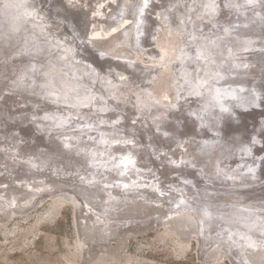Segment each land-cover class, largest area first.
Wrapping results in <instances>:
<instances>
[{
    "label": "bare ground",
    "instance_id": "obj_1",
    "mask_svg": "<svg viewBox=\"0 0 264 264\" xmlns=\"http://www.w3.org/2000/svg\"><path fill=\"white\" fill-rule=\"evenodd\" d=\"M18 1L20 0H9V1L0 0V15L1 14L3 15V18H0V41L5 39V42L3 44L5 46L4 48H2V50H0V59H3L4 60L3 64H5L6 67L10 68L11 67L10 64L14 62V61L11 62L10 60V57L12 56V55L9 56L11 53L10 51L16 50L18 48L27 49L28 53L24 54L23 58H21L20 56V60L22 61L21 65L23 66V68L21 69L22 71L21 70L19 71V74L28 67V69L26 70L27 71L26 74L31 75L33 78L27 79L26 78L27 76L24 73L23 76L19 78L18 82H16L15 80L6 81V79H4L5 76L4 73L7 71L8 68L6 69L0 65L1 66L0 87L2 84H6L7 86H9V89L11 91L14 90L12 92L17 94L22 93L20 94L22 95L20 99H16L18 101L20 100L21 104L22 101H25L24 100L26 97L25 95H28V93H32L33 95L36 94V96L39 95L45 96L47 99L44 97L41 99L53 103L54 109L51 112H48L50 114L53 113L54 115H58V113L62 112L60 109L61 107L63 108L65 107L66 109L68 108L76 109L75 108L76 106L83 107L87 105V107L91 110L102 109V108L103 109L115 108L117 105H115V103L110 101L112 97H116L117 99L129 98L130 100L136 103L135 106L136 113H144L143 116L149 119V121H151L150 123L159 129V127L161 125L163 126L165 122L160 121L161 123L157 124L156 122H154V120L156 119L155 117L167 118L168 110L166 108H162V107L160 108L158 106V103H155L153 100H149V101L142 100L141 98H143V96L147 98H153L150 95H155L157 96V99H159V101H161L162 104H164L165 107L171 105L175 101L178 95V90H180L179 88L182 85L185 84L189 85V86L181 87V88H186L184 90L187 89L190 90L191 89L190 87L193 86L191 90L195 92V91H199L196 90V88L200 89L201 88L200 85L208 81L210 76L221 75L223 77L224 75V78L225 76H227L234 79L233 73L236 72V70H234L235 67H239L240 72L246 67L247 64L253 62L262 64L264 67V58L260 56L261 53L259 50L254 49V47H256V44L254 46L251 44L249 40L250 34L248 32H242L241 34L242 37L239 38V41H241L244 44V47H242L240 44H237L236 46L237 43L236 39L234 38L229 39V42H233V41L236 42L234 43L235 44L234 47L236 48V50L233 55H229V56L226 55V52L228 51L227 48H229L230 46L228 45V43H225V39H224L226 26L229 25L248 26L247 23L248 13H250V15L252 16L251 18L252 23H250V25L252 26L255 25L258 29H260V32L264 34V0H231L228 3L229 7L227 6L229 10L225 12L226 15H224L223 18H222V13H224V9H222L223 7L221 8L222 0H214L216 2L214 8L217 10L216 12L218 14L216 18L217 19L221 18V19L219 26L214 28L216 30V33L210 36L208 34H203L200 31H198L196 28V24L194 25V22L189 23L192 16L189 13L191 11L190 10L191 7L190 9L188 8L190 11L189 10L187 11L186 9L187 7H185L181 2H178V0H165L168 4L167 6L162 4L160 6L161 10H156L152 8L153 7L152 0H125L124 7L122 10H119V7L116 6L117 11L111 10V8L114 7L113 5L116 0H48L49 5H53L54 10L51 11H49L48 7H45V5H43L44 0H32V1L30 0V4L26 7L25 15L22 14L23 16H21V19L22 17L23 19L26 17L24 21V23H26L25 24L26 29L16 30L17 29L16 26L19 24V20H20L19 19L20 15L17 13V9H19L20 6ZM194 1L192 0L191 3L189 4L192 5V2ZM197 1L199 2L200 0ZM203 1L199 2L200 5L201 3H203L201 6L205 5V2ZM211 1L213 2V0ZM208 4L209 5L207 7L210 8V3L208 2ZM242 7L246 8V11L244 12V16L240 12L243 10ZM204 9L206 11V8ZM197 10H199V13L201 12L200 9L197 8ZM208 11L209 13L211 12L210 10ZM144 12L146 14H148V12L154 13L155 15L154 19L156 20V23H154L155 25L154 27L151 26L153 30L159 22L164 21V18L166 20L168 19L167 21H169L168 23L164 22L162 24L163 26L159 28V32H158L159 41L157 43L156 55L150 54V52L143 45V30L145 29H147L148 31L152 30L150 27L147 28L146 26L147 21L143 17ZM202 13L204 15V10L202 11ZM227 13H229V15L233 13V17L228 19ZM197 14L198 12L195 14V16ZM214 17L215 16H213V19ZM210 18L211 17L209 16L208 19L210 20ZM208 19L207 20L205 19L207 23H208ZM170 20L171 22H173V24L170 22ZM66 22L71 26L70 30L62 27L63 24ZM201 23H203V21H201ZM171 28H174L173 31L175 32V35H177L178 40H181L182 50L184 49V47H186L188 52L186 57L181 59L182 66L180 67L179 71L175 74L174 78L171 77L172 73L168 69L170 61H172L175 57L174 46L169 45L168 42H164V38L166 36L165 31L171 30ZM30 37H32V39ZM25 40H29V41L25 42ZM43 40L48 41L49 43H45ZM85 40L88 41L85 42ZM87 43L89 44V46L96 48L97 50L96 53L101 59L100 60L101 64L96 63V59H94V57L90 56L87 53L85 49V45ZM221 49L224 50L225 57L226 56L228 57V61H226L225 63L221 62L222 56H219L218 51H220ZM106 55L110 57V60L112 62L113 61H116L118 63L129 62L136 64L140 68L143 67L152 68L153 71L154 69L158 70L161 67L162 71L159 70V72H155V73L151 71V73L149 72L148 74L146 72H140L135 70L137 67H134L135 69H133L131 66H127L130 67L129 70L126 69L125 67H120L119 69L118 67L113 66L112 63H110V61L105 60V57H107ZM17 60H15V62ZM40 63L42 64L41 67L39 65ZM12 66L15 65L13 64ZM193 70L195 71L194 73L196 75L195 78H193L194 76L191 74L192 72H194ZM197 70L198 73H200V75H198ZM134 72L138 74V77L137 75H134ZM13 73L15 72L13 71ZM219 73H222L223 75ZM241 74H242V78H244L245 80L242 79L244 81H238V80L237 81L243 84L244 86L235 85L237 88L233 90V94H232L234 97L243 95L242 98H240L239 104H237L231 99L230 100L225 99L228 96L227 95L228 88L224 85L225 80L223 82L212 81L210 86H207V89L211 90L210 95L213 97L210 98V101L214 103L213 105H215L217 109L223 111L222 107H219L218 103L216 102L218 95V88L221 89V91L219 90L220 91L219 96L221 99H225V103L228 105L226 106L225 116L231 117V119L232 116H234V119L235 118L238 119L242 123V125H244L245 127L244 129L246 131L247 120L249 117L251 116L253 117L254 114L251 113V111L249 112V110L255 112L257 111L254 117L259 116V118L262 120V123H264V74L260 75V73H258L257 77L259 78L257 79V82L254 85V87L248 85L247 79L248 77L251 79L255 73L248 72V74L246 73H241ZM11 75L8 74L7 76H11ZM141 75H143L144 81H146L145 79L147 78L151 80L152 79L160 80L162 86L155 89L156 87H152L151 86L152 83H149L150 85L146 87L145 85L146 83L142 80H139ZM37 77L39 78L40 81L46 83L45 86L47 92L43 90V87L41 85H38L39 81L34 79ZM89 77L92 79L91 81L87 80L90 79ZM198 77L201 78V81L198 79ZM101 78L105 79V81L103 82ZM236 78L238 79L237 76ZM115 79L117 80L116 83H115ZM194 83L197 84L194 85ZM101 84L103 86L105 85V87H103L104 88L103 93L97 92L99 91L97 90V85L99 86V89H101L102 87ZM140 85L144 86L145 88L144 92H140V88H139L141 87ZM14 86H16V89L14 88ZM249 86L251 89L249 88ZM244 88H247V92H243L241 94V91ZM154 91L156 94L152 93ZM202 93L205 95V97L206 95H209L206 94L205 90H202ZM10 95L13 94L11 93ZM103 97H108L109 99H104ZM42 100L38 99V101L41 102ZM4 102L7 101L0 100V104H1L0 105V163L4 165L3 167L0 166V170H2V173L0 175V185L5 184L6 187L4 189H0V195H4L5 198H7V202L9 204L7 203L4 207L1 205L2 206L1 208H4L1 210V212L3 210L9 211L12 205L11 203H13L16 199L19 198L25 200L23 204L27 202L30 203L29 201L31 200V196L34 195V192H30L26 188L32 183V181L36 180L37 178L44 179V175L42 174H45V172L40 173L35 170L27 171L19 163H15L14 162L15 159L11 157L12 154H9L8 151L6 150L7 147L9 148L11 139L15 138L16 133L14 131L15 130L14 126L15 125L18 126V124L22 122L31 120V122H33L34 124V129L40 131L41 130L53 131V133L56 135L57 134L56 130H62L65 128L57 126L55 125V123L62 122L61 124L67 127L66 123L71 122L70 117L66 118L64 116H58V117L56 116L53 119L54 123L49 119L45 118L44 122L40 126L38 123L39 119L41 118L40 116L46 114L45 112L41 111L42 113L39 114V112L37 111L35 112L32 110L30 111L28 108H26L29 110V113L25 114L26 111H24L25 113L23 112H20L18 114L13 113L14 115H12L9 111V108H7L4 105ZM33 104L35 105V103ZM38 104L40 105V103ZM152 104L155 105L151 107ZM185 105L188 107L187 104ZM17 106L19 105L17 104ZM190 106L195 107L197 114L203 117L201 118V120H203L202 121L203 124H206L208 125V127H210L209 125L212 124L211 121L214 120L212 117H210L211 120H209L205 114L204 116L203 114L201 115L200 104L194 101ZM153 108L157 110V112H155L156 113L155 117L153 116L154 114L151 113L153 111ZM150 109L151 111H149ZM43 110H44V106H43ZM19 111L21 110L19 109ZM182 113L183 112L181 111L177 112L178 119L181 118L180 114ZM87 114H90L92 117L91 113H87ZM209 115L211 114L209 113ZM197 117L200 118L199 116ZM223 120L226 121V118H223ZM224 127H222V130H224L223 129ZM170 130L171 129H169V131ZM172 130L176 132L177 129L174 128ZM204 130L207 132L203 133L204 135H200L199 138L200 137L209 138V136H212L211 134L214 135L219 134L218 129H214L212 127L210 129H204ZM64 133L68 134V131ZM222 133L223 135L226 136V138L227 136L230 138L234 137L239 141L242 140V142H246L248 147L251 146L250 137L248 138V141L246 140L243 141L244 139H246L245 137L246 135L244 136V134L242 135L241 133H239L237 135H233L232 133L228 135L226 132L223 131ZM180 134H182V138H183L180 142L184 144H186L188 140L191 139L190 136H185V134H183L182 132H180ZM58 137L59 138H55V140L63 139L62 141L60 140L59 141L64 144L66 142V144L69 145L68 149L64 148L62 150H57L59 154L61 155L66 154L65 151L67 150L76 153L75 154L76 160L73 162L74 168H72V169L76 168V170H71V174L75 171L77 175L81 174L79 176L81 178L83 177L82 178L83 180L93 184L91 186L92 188H90L89 186L86 191L81 190V193L79 192L80 196H84L89 203L96 205V207L98 208L104 207L103 210L106 213L107 218H110L112 220L110 225L103 226L104 229L106 228L105 231L103 230L105 236L109 235L113 230V228H115L114 226L117 223L115 221L117 220L125 221L131 218L134 219V217L148 215L149 212L150 213L155 212V209L153 208H156L158 212L160 211H162V213L165 212V209L163 207L161 208L159 204L160 201H153L152 199H146L145 197L140 196V194H136V196L138 195L137 197L131 196L134 195L130 189L132 185L135 186L136 184H140V185L157 186L159 180L156 171H145L144 173L142 172L138 173L137 171L130 170L128 164L126 163L125 165L124 164L118 165L117 164L118 158H116V156L113 157V154H115L113 151L121 150V152H123L122 150L125 147H123L121 144L119 143L116 144L113 143L114 145L110 144L111 146H113L110 149L112 152H109L108 154L106 153L105 156L101 157L103 158V161L101 164L98 162L100 164L98 170H94L95 173L91 171V174L85 175L84 169L82 170V167H84L83 165H86L84 164V162H86V160H89L91 162L90 159L91 154L93 155V157L96 156V158L94 157L95 159L100 158L101 153L98 151L104 149L105 142H101L98 139L94 138L95 141H93V143H90L91 140L88 141V138H92L93 136H90L89 134H85L83 136L80 135L79 138H76L74 140L72 137L66 134L59 135ZM178 137L179 136H176V138ZM228 141L229 138L226 139L225 142L229 143ZM231 144L234 145L233 143H229V146ZM224 146L227 147V145ZM232 147L233 146H231V148ZM20 148L22 149V152L18 156L25 155V157H27L29 154H31L33 147L32 145L24 144L21 145ZM154 148L156 149V147ZM233 150H234L233 152L235 153L234 154L231 153V154L237 156V158L239 159L228 160V158H230V156L232 155L227 152L226 156L228 158L224 162L225 167L228 166L230 162L236 163V161L238 160L239 162H241L240 161L241 157H245L246 155V154L245 155L236 154V153H245L243 152L245 151L244 147L233 148ZM247 153H248V157L252 155L250 154V152ZM260 153H258L257 151L254 152L253 155L261 156ZM116 154H118V152ZM126 158L128 159V156ZM130 158L132 159V157ZM227 161L230 162L226 165L225 163ZM239 162H237L236 164H232L231 168L232 169L235 168V165H237ZM47 165H49V167ZM53 165H54V160L49 159V160H45L44 162H41L39 166H41V168L44 170L46 166L49 169ZM52 169L55 171V168L53 167L50 168V170ZM77 169H80L81 172L80 171L77 172ZM178 169L179 168H177L175 172H178ZM23 171L24 173H26L25 175L21 174L23 173ZM181 172H178L180 176L182 178L188 179V177L184 176ZM208 175H211V173H209ZM160 176H161V172H160ZM19 177H23L22 180L24 183L21 186L18 185L8 186L7 182L9 181L15 182ZM161 177L163 178L164 174ZM215 177H216L215 175L213 176V178H210V176L205 177L204 175H202L200 178H202L203 181H205V183L204 186H199L197 191L199 193L208 194L210 192H215L217 190L214 189L211 184H216V186H220L219 184H223V185H227L226 187L232 185L228 183L224 184L220 180H216L215 183H213L212 179H214ZM249 178L250 177L248 178L244 177L243 178L244 180L236 181V182H245L248 181ZM190 179L193 180V178ZM195 180L198 181V179ZM206 181L210 184L206 183ZM105 182L106 183L116 182L119 183V185L121 186L119 189L117 187L116 188L113 187L117 197L116 200H114L108 207L103 205V201L107 198V195L109 194L111 189H109L110 186L109 184L106 185L108 189L102 187V185ZM232 183L233 185L237 184L234 183V181ZM53 185L56 186V184L54 183ZM65 185H68V183H66ZM111 187L112 185L110 186V188ZM25 191L27 192L26 193L27 195L23 197ZM93 192L96 193L94 194ZM59 194L65 197L63 193H59ZM69 195L70 197L74 198V196L71 194H66L65 198L68 199ZM249 196L250 195L248 194V197ZM233 197L235 199H239L243 201L246 200L244 194H239V195L236 194L233 195ZM184 199L187 201L188 204H190L193 207L192 211L193 212L195 211L198 214L196 215L195 213L191 212L194 214V216L197 217L198 221L202 220V218H204L207 221L206 229L204 228V224L202 223V229H203L202 240L203 239L204 240H203V247L202 249L200 248L199 250L200 255L202 256L203 254L202 251L203 252L206 251L205 255L200 257L202 260L209 257H215V258H222L226 256L230 257V253H232L235 254V256L239 259L240 264H264V227L254 226L255 222L251 220L252 218L251 216L249 215L244 216V218L248 217L246 218L248 219V221L242 219L243 222L241 221L240 225L237 226V228L234 229L231 228L227 230L222 229L223 231H219L215 228L214 223L211 221L210 212L206 211L208 207H206L205 205L199 202H195L191 199H189L191 200L189 201L187 197H184ZM173 201H174L173 202L174 205L183 207L184 203H182V201L179 198ZM258 201L264 204V196L263 198L260 197ZM157 202L159 203L157 204ZM161 203L163 205V202ZM75 204H77L76 207L79 209L78 203ZM165 204L166 203H164V207ZM168 204L169 203H167V205ZM8 205H10V207H8ZM231 214H234V212ZM171 215H173V213ZM236 215L241 216L240 213H236ZM194 216L179 212L178 214L171 216L170 219H168V221L165 222V225H170L169 226L170 229L175 231L181 237L182 240H185L189 237L190 234L194 232L196 233L197 226H200V223L199 224L197 223ZM228 217L224 216L225 220L227 221V226L229 225L233 226L234 221ZM85 219H87L86 222L88 227L87 229L84 230L87 233L93 232L94 231L93 227L94 226L97 227L96 217L90 219L89 216L86 215L84 217V220ZM78 221L80 220L77 219V222ZM80 223L82 224L81 221ZM112 224L114 226H112ZM99 227L100 226H98V228ZM216 232L222 234L224 233L225 238H223V235H221L220 237L223 238L222 241L220 238H219L220 240L216 239V237L218 238V236H216ZM121 236L122 234L119 237ZM116 238H118V236H115V239ZM227 239L229 240V242L226 241ZM103 259H105V257L99 259V261Z\"/></svg>",
    "mask_w": 264,
    "mask_h": 264
},
{
    "label": "rangeland",
    "instance_id": "obj_2",
    "mask_svg": "<svg viewBox=\"0 0 264 264\" xmlns=\"http://www.w3.org/2000/svg\"><path fill=\"white\" fill-rule=\"evenodd\" d=\"M154 1L155 0H152V4H154ZM191 1L192 0H178V2H181L185 7H187L186 8L187 11L191 7L190 9L191 11L189 10L190 11L189 13L192 16H191V20L189 21V23L194 22V25L196 24L197 30L203 34H208L209 36L215 34L216 30L214 28L219 26L220 19H221V18L220 19L216 18L218 15L216 12L217 10L214 8V6L216 5V2L214 0L213 2L211 0H206V1L200 0L199 2H202V1L205 2V5L201 6L203 3H201L200 5L197 0L195 1L193 0L194 2H192V5H191L189 4L191 3ZM230 1L231 0H225L226 4L222 8L224 9V13H222V18L224 15H226L225 12L229 10L228 3ZM208 2L210 3V8L207 7L209 5ZM43 4L46 7L49 6V3L47 2V0H44ZM197 8L200 9L201 11L200 13H199V10H197ZM204 8H206V11ZM242 8L243 10L240 12L244 16V12L246 11V8L245 7H242ZM153 9L161 10V7H158L157 5L156 6L153 5ZM203 10H204L205 16L202 13ZM208 10L211 11L210 12L211 14L209 13ZM197 12L198 14L195 16ZM227 14H228V19L233 17V13H231L230 15L229 13ZM147 15L148 14H146L145 12L143 13V17L146 19V21L150 22L149 26H152L153 18L151 22L149 21V18L147 19ZM198 16L200 20L198 19ZM209 16L211 17L210 20L208 19ZM213 16H215L214 19H213ZM251 18L252 16L250 15V13H248V20H247L248 26L229 25L225 27V31H226L225 37H224L225 43H228V45L230 46L229 48H227L228 49V51L226 52L227 56L233 55L235 53L236 48L234 47L235 46L234 43L237 42L236 46L237 44H240L242 47H244V44L241 41H239V38L242 37L241 36L242 32H248L250 34L249 40L251 44L253 46L256 44V47H254V49L259 50L261 53L260 56L264 58V34L261 33L260 29H258L255 25L253 26L250 25V23H252ZM205 19L206 20L208 19V23ZM167 20L164 18V21L159 22L154 28V30L153 29L151 31H148L147 29L143 30V45L152 55L157 54V43L159 41L158 40L159 28L163 26L162 24L164 22L168 23L169 21ZM201 21H203V23H201ZM171 23L173 24V22ZM173 29L174 28H171V30H166L165 31L166 36L164 38V42H168L169 45L174 46V54H175L174 56L175 57L172 61H170L169 66L167 65L169 71L172 73L171 75L172 78L175 77V74L179 71L180 67L182 66L181 59L186 57V55L188 54L186 47H184V49L182 50L181 40H178L177 35H175V32L173 31ZM148 36L153 37L154 41L151 44L154 45V48H152L151 45L147 47L146 43H144V39ZM230 38L236 39V42L235 41L229 42ZM45 40H43L45 43H49L48 41H45ZM27 51L28 50L25 48L23 49L18 48L16 50L10 51L11 53L9 56L12 55L10 57L11 62L12 61L15 62V60H17L18 58L17 60L18 62L17 61L15 63L10 62L11 63L10 68L6 67V65L3 64L4 63L3 59H0V65L6 69L8 68L7 71L4 73L5 74L4 79H6V81L15 80L16 82H18L19 78L22 77L24 73L26 74L27 72L26 70L28 69V67L25 70H23V72H21L20 74H19V71L23 68V66L21 65L22 61L20 60V56L21 58H23L24 57L23 55L28 53ZM218 52H219V56H222V59H221L222 63H225L226 61H228V57L227 56L225 57V52L223 49H221ZM13 64L15 66H12ZM120 64L131 66L133 69H135L134 67H137L135 70L140 71V72H146L148 74L149 72L151 73V71H153L152 68H146V67L140 68L136 64L129 63V62H121ZM39 65L41 67L42 64L40 63ZM39 65H38V68H39ZM261 65L262 64H259L256 62L249 63L241 71V73H246V74H248L249 71L255 73L251 79L248 77L247 79L248 85L254 87V85L257 82V79L259 78L257 77L258 73H260V75L264 74V67L263 65L261 67ZM159 70L162 71V68L160 67L158 70L154 69L153 72L154 73L159 72ZM13 71L16 74L13 73ZM130 73H133V72H130ZM194 73L195 71L191 73L194 76L193 78L196 77ZM197 73H198V70H197ZM8 74L9 75L12 74V75L7 76ZM219 74H222V73H219ZM198 75H200V73H198ZM233 75L236 77L237 74L233 73ZM26 76H27L26 77L27 79L33 78L29 74H26ZM235 77L234 79H232L227 76H225L224 78V75L223 77L221 75L210 76L208 81L200 85L201 86L200 89L194 86L196 90H199L195 92L191 90L193 86L190 87L191 88L190 90L188 89L184 90L186 88H181V87H185L189 85L187 84L182 85L179 88L180 90H178V95L175 101L171 105L165 106V107H164V104H162V102L159 101V99H157V96L155 95H150L153 98H147L143 96V98L141 99L145 101L153 100L155 103H158V106L160 108L161 107L166 108L168 111L173 112L174 118L170 119L169 120L170 122L168 123L176 122L179 125L180 119H178L177 117L178 111L183 112L184 110H186L190 113V117H193V116L200 117V115H198L196 112V108L190 106L194 101L200 104L201 113H204L203 110L205 111V109L210 107V106H207L205 102L202 101V97H205V95L202 93V90H205L206 94H210L211 90L207 89V86H210L212 81L223 82V79H224L226 83V84L224 83V85L228 88L227 90L228 96L225 99H229V100L231 99L237 104H239L240 98H242L243 95L234 97L232 95L233 90L237 88L235 85H239V86H244V85L239 83L237 81V78ZM140 78L139 80L144 81L143 75H141ZM34 79L39 81L38 85H41L43 87V90L47 92L46 86H45L46 83L40 81L38 77ZM198 79L201 81V78L198 77ZM87 80L91 81L92 79L90 78ZM101 80H103V82L105 81V79H102V78ZM145 80L146 81L144 82L146 83L145 84L146 87L150 85L149 83H152L151 86L156 87L155 89L162 86L160 80H154V79L151 80L148 78ZM116 81L117 80L115 79V83ZM196 84L197 83H194V85ZM14 88L16 89V86H14ZM139 88H140V92H144L145 90L144 86H141ZM219 90L221 91V89L218 88V95H217L216 102L218 103L219 107H222L223 111L219 113L216 107H214L215 108L214 110H212L213 109L212 107L209 108L210 110L209 113L211 114V117L213 118L214 122L219 123L222 121L221 126H218L219 134H215V135H217L218 137L217 139H221V143L223 145H227V147H229V143H233L235 146L232 144L230 145V147L233 146L232 151H234L233 148H243L244 147L248 149L246 142H242V140L239 141L234 137L230 138L227 136L226 138V136L223 135L222 133L223 131V132H226L228 135L232 133L233 135H237L239 134L238 131L244 128V125H242V123L238 119L236 118L234 119V116H232V119L231 117L225 116L226 106L228 105L225 103V99L220 98ZM12 91L9 89V86H7L6 84H2L0 87V95H1L0 100L7 101V102H4V105L7 108H9V111L12 115H14L15 113L18 114L20 112L25 113L24 111H26L25 114H27L29 113V110L30 111L32 110L34 112L37 111L39 112V114H41L42 113L41 111H43L46 114H43L40 116L41 118L39 119V122H38L40 126L44 122L45 118L49 119L50 121L54 123L53 119L56 116L57 117L64 116L66 118L70 117L71 122L66 123L67 127L61 124L62 122L55 123V125L65 128L62 130H56L57 132L56 135L53 133V131H42V130L40 131V130L34 129V124L33 122H31V120L22 122L18 124V126L16 125L14 126L15 127L14 131L16 133V135L14 134L15 138L11 139L9 148L7 147L6 149L9 154H12L11 157L15 159L14 162L19 163L27 171L35 170L37 172H45V174L50 175L51 177L44 176V179L37 178L36 180L32 181V183L26 188L28 191L34 192V195L31 196L32 201L36 196L37 197L39 196L38 198L34 199L33 203L30 200L29 201L30 203L27 202L23 204L25 200H22L19 198V199H16L13 203H11L12 205L10 204L11 207L10 205H8V207H10L9 211L3 210L1 212V210L4 209L1 207L2 206L4 207L8 202H7V198H5L4 195H0V200H2L0 201V264H238L237 262H235V260H233L229 256L222 257V258L209 257L204 260L200 258L203 255L202 256L200 255L199 250L200 248L202 249L203 240H204V239L202 240V236H203L202 220H199V221L197 220V217L194 216L193 213H195L196 215L198 214L195 211L194 212L192 211L193 207L187 203L184 197H187L188 200L191 199L195 202H199L205 205L206 207H208L209 209L207 208L206 211L210 212L211 221L214 223L215 228L219 231H223L222 229L227 230L231 228L232 229L237 228V226L240 225V222L242 221V219H245L248 221V219H246L248 217L244 218V216H248V215L251 216L252 217L251 220L255 222L254 226L264 227V204L258 201L260 197L263 198L264 196V177H263L264 171H259L258 177L255 176L254 174L252 175L247 174L249 171L248 169H253V170L256 169V164L261 160V156L252 155L255 157V160L250 161L249 162L250 166L248 167V163L247 164L245 163V166H242L245 161V157H248V153H247L248 151H246L245 149L246 153H236L237 155H240V154L241 155L246 154V155L245 157H241L240 159L241 162H239V160L236 161V163L237 162L239 163L235 165V168L233 169L231 168L232 167L231 165L236 164V163L230 162V161H227L225 163L227 165L230 162L228 164V167H230L229 171H231V173L228 174V169H226L224 166V162L228 158L226 156L227 152H223V154L219 155L216 159L217 161L216 165L217 166L219 165V167L217 168H220L221 170L223 169L222 170L223 176H227L228 178L230 177L236 180L220 179V181H222L224 184L228 183L232 185H229L228 187H226L227 185H223V184H219L220 186H216V184H211L214 189H217L215 192H210L208 194L199 193L197 191L198 187L204 186L205 181L204 182H199L196 180L193 181L189 177L188 179L182 178L180 174L178 173V172H181L182 170L178 169V172H175V170H177L175 166H168V167H172L173 169L170 168V170L172 171H168L167 174H164V177L162 178L161 177L162 174L160 176V171H162L164 166L162 165V163H160L159 159L154 158L156 159V162L158 164L156 162H153L151 159H153V157L160 158V155L161 156L163 155V157L167 158L168 161L169 160L179 161L181 157L180 155L182 154L178 152L183 151V148L187 145V143L191 144L193 141L196 140L197 136L199 137L200 135H204L203 133L207 131L205 130L201 131V129L198 127V130H196L191 137V139L193 140L189 139L188 142L184 144L180 142L183 139L182 134H180V132H182L181 129L184 130L185 128H181L180 130L178 129L179 127L176 128L177 129L176 132L178 133L174 132V130L172 129L169 131L168 129L169 125L167 122H165L163 126L161 125L159 129L156 128V126H153L150 123L151 121H149V119L143 116L144 113H136V109H135L136 103L130 100L129 98L117 99L116 97H112L110 101L115 103V105H117L115 108H104V109L102 108V109L91 110L87 107V105L83 107L76 106L75 107L76 109H72V108L66 109L65 107L64 108L61 107L60 109L64 113L61 112V113H58V115H54L53 113L51 114L48 113L54 109L53 103L46 101V100L44 101L41 99L43 97L46 98L45 96L43 95L36 96V94L33 95L32 93H28V95L23 94L26 97L24 99L25 101H22V104H21L20 100L18 101L16 99H20V97L22 96L20 94L22 93L17 94ZM243 92H247V88H244L241 91V94ZM11 93L13 95H10ZM152 93L156 94L155 91ZM103 98L109 99L108 97H103ZM38 99L42 100V102L38 101ZM12 102L14 106L12 105ZM32 102L35 103V105ZM38 103H40V105ZM17 104L19 106H17ZM185 104H187L188 107ZM43 106H44V110H43ZM26 108H28L29 110ZM19 109L21 111H19ZM45 109L47 112L45 111ZM149 111H151V109ZM250 111L251 113H254V114H253V117L251 116L247 120L246 132L248 135L246 136L244 135L246 139H244L243 141L245 140L248 141L249 137L252 138V136H255V142L259 143V142L264 141V123H262V120L259 118V116L254 117L257 111L255 112V111L249 110V112ZM155 112H157V110H155L154 113L152 112L151 113L156 114ZM87 113H91L92 117L90 114H87ZM124 116H126L127 119L121 120L122 119L121 117H124ZM223 118H226L225 122H223L224 121ZM239 123L241 124V126ZM149 126H151L152 131L151 130L149 131L147 129V127ZM222 127H224L223 128L224 130H222ZM139 128L144 129L143 131L146 133L145 139L140 138V135L137 133V130H139ZM67 131H68V134L64 133ZM157 133L163 135L167 139H173L175 143L170 144V147L167 145H163L158 148L157 140L153 139L157 135ZM64 134L69 135L70 137L73 138V140L76 138H79L80 135L83 136L85 134H89L90 136H93L92 138H88V141L91 140L90 143H93L95 139H98L101 142H105L104 149H102L101 151H98L101 153L100 158L95 159L96 156H94L95 157L94 158L93 155L91 154L90 155L91 162L89 160H86V162H84V164L86 165H83L84 167L79 166V167H82V170L84 169L85 175L91 174V171L95 173L94 170H98L99 165L103 161V158L101 157L105 156L106 153L108 154L109 152H112L110 149L113 146H111L110 144L119 143L123 147H125L122 150L123 152L125 151L124 153L121 152V150L113 151L115 153L113 154V157L116 156V158H118L117 159L118 165H123V164L125 165L126 163L128 164L130 170L137 171L138 173L139 172L144 173L145 171H156V174L159 180L157 186L140 185V184H136L135 186L132 185L130 189L134 195H131V196L137 197L138 195L136 196V194H140V196H143L146 199H152L153 201H160V203L157 202V204L159 203L161 208L163 207L165 209V212L159 215H153L152 217L148 218L149 220L147 219L148 221L142 220L143 218H140L139 220H137L138 219L137 217H134V219L133 218L129 219L130 221L129 220L115 221L118 224L116 223L114 227L117 228L118 231L122 232L121 233L122 236L121 237L118 236V238H116L118 240H116L115 238L110 239L109 241L106 242V246L99 247V249H97L94 253H90L89 252L90 247L86 244L81 243L80 241L77 219H79L82 222L83 229H87L88 227L87 222H86L87 219L84 220V217L86 215H88L90 219L93 217H96L97 227L100 225L108 226L110 225L112 220L110 218H107L106 213L103 210L104 207L98 208L96 207V205L89 203L87 199H85L84 196H81V198H79L77 195L75 196L73 195L74 198L72 199L74 200V202L76 201L78 203L79 205V209H78L75 204L76 202L74 203L73 201H68L67 198L59 194L62 191L59 190L58 187L54 186L52 181L50 182L47 181L50 178V179L55 180L56 182L59 181L58 182L59 184L68 183L69 185L70 183L71 186L69 187L67 186V191L72 192V194H75L74 191H76V184H78L77 191H79L80 193H81V190L86 191L89 186L90 188H92L91 186L93 184L83 180L82 179L83 177L81 178L79 176L81 174L77 175L75 171L71 174V170H76V168L72 169L74 168L73 162L76 160V155H75L76 153L67 150L65 151L66 154L61 155L57 152V150H62L64 148L68 149L69 147V145L66 144V142H65L66 145L60 142L63 139L62 140L59 139L60 141L58 139L55 140V138H59L58 137L59 135H64ZM183 134L185 133L183 132ZM176 136H179V137L176 138ZM211 137L209 136V138H206V137H200V138L207 141ZM228 138H229V141H228L229 143H226L225 141ZM215 139L216 138H214V140ZM36 140L40 141V143H37ZM211 140L212 138L210 139V141ZM216 141L217 140H215V143H218ZM153 142H154V147H156V149L152 146ZM24 144L32 145L33 147L32 152L27 157H25V155L18 156L22 152V149L20 147L21 145H24ZM230 150H228L229 154H231ZM256 150L258 151V153H260L262 148L260 150L256 148ZM117 152L118 154H116ZM52 153H56L55 154L56 156L53 155ZM234 153L235 152H232V154ZM124 156L126 157L128 156V159ZM140 156L141 158H139ZM130 157H132V159ZM234 157L237 158V156L232 155L230 156V158H228V160H231V158H234ZM49 159L54 160V165L51 166L50 168L52 167L55 168V171L53 169L50 170V168L48 169L47 166L49 167V165H47L44 170L41 168V166H39L41 162H44L45 160H49ZM125 159L128 161H126ZM136 159H137V162H136ZM93 160L95 163L93 162ZM183 165H185V167L188 166V164H183ZM0 166L3 167L4 165L0 163ZM202 169H207V168H202ZM210 169L211 170H208V173L213 172V169L212 168ZM78 171L81 172L80 169H77V172ZM204 171L202 172V175H205ZM1 173H2V170H0V175ZM175 175H178L179 181H177ZM244 177H247V178L250 177V178L248 181H245V182H236V181L244 180L243 179ZM22 179L23 177H19L15 182L14 181L7 182L8 186H14V185L21 186L24 183ZM255 180L263 181V183L259 182L258 184H256L257 185L255 188L256 193L251 194L250 190L248 189V186L251 185L249 182L255 181ZM233 181L234 183H237L236 186L233 185L232 183ZM206 183L208 182L206 181ZM107 184H109L110 186L112 185L111 188L108 185L111 191L107 195V198L103 201V205L108 207L114 200H116V197H117L114 188L117 187L119 189L121 186L119 185V183H116V182H112V183L105 182L102 185V187L108 189V187H106ZM5 187H6L5 184L0 185V189H4ZM50 189L51 191H53V193H49ZM26 193L27 192L25 191V194H23V197L27 195ZM46 193H49V194H46ZM93 193L95 194L96 192H93ZM236 194L238 195L244 194L245 199L247 201L235 199L233 195H236ZM248 194L250 195L249 197H248ZM178 198L182 201V203H184L183 207L173 204L174 202L173 200H177ZM97 200H98V197H97ZM161 202H163V205ZM256 202L258 203V205ZM164 203H166L165 207H164ZM167 203L169 204L167 205ZM155 212H152V213H155ZM179 212L184 213V214L193 215L197 223L198 224L200 223V226H197V232L190 234L189 235L190 238L188 237L189 239L187 238L188 239L187 241L186 239L182 240L181 237L175 231L171 230L169 227L170 225H165V222L168 221V219H170L171 216L178 214ZM233 212L234 214H231ZM172 213L173 215H171ZM236 213H240L241 216L236 215ZM149 214L151 213L149 212L148 215ZM143 216H146V215H143ZM224 216L225 217L230 216L228 218L234 221V225L227 226V221L225 220ZM153 219H157V220L153 221ZM159 219H160V223H158ZM133 221H135L133 224L129 223ZM122 222L123 223L126 222V224L124 225ZM221 235H223V238H225L224 233L222 234V233L216 232V236H218V238L216 237V239L218 240L221 239L222 241L223 238L220 237ZM226 241L229 242L228 239ZM104 257L105 259L99 261V259L104 258Z\"/></svg>",
    "mask_w": 264,
    "mask_h": 264
},
{
    "label": "water",
    "instance_id": "obj_3",
    "mask_svg": "<svg viewBox=\"0 0 264 264\" xmlns=\"http://www.w3.org/2000/svg\"><path fill=\"white\" fill-rule=\"evenodd\" d=\"M9 1V0H8ZM19 2V4H20V6H19V9H17V13L20 15V20H19V24L16 26V30H18V29H22V30H24V29H26V23H24V21H25V18L23 19V17H22V19H21V16H23L22 14H24L25 15V10H26V7L30 4V0H20V1H18ZM47 2H48V0H47ZM124 2H125V0H116L115 2H114V7H112L111 8V10L112 11H117L116 10V6L117 7H119V10H122L123 9V7H124ZM10 3V2H9ZM162 4H164V5H166L167 6V2L165 1V0H155L154 1V6H158V7H160ZM226 3H225V0H222V3H221V8L225 5ZM3 5V4H2ZM44 5V4H43ZM46 7V6H45ZM153 8V7H152ZM48 9L51 11V10H54L53 9V5H49L48 6ZM16 10V9H15ZM0 18H3V15L1 14L0 15ZM149 18V21H151L152 22V18H153V25H152V27H154L155 25H154V23H156V20L154 19L155 18V15H154V13H152V12H148V15H147V19ZM151 18V19H150ZM150 23V22H149ZM149 23H148V21H147V23H146V26H147V28L148 27H150L151 29H152V27L151 26H149ZM31 24V23H30ZM18 26H19V28H18ZM37 26V25H36ZM62 27H64L65 29H71L70 27V25L66 22V23H64L63 24V26ZM36 28V27H35ZM37 32H39V31H37ZM29 37V36H28ZM31 39H32V37H30ZM27 39V38H26ZM28 42L29 40H25V42ZM88 40H85V42H87ZM154 41V39H153V37L152 36H148V37H146L145 39H144V43H146V45H147V47L149 46V45H151L152 46V48H154V45H152L151 43ZM4 42H5V39L4 40H2V41H0V50H2V48H4V46L5 45H3L4 44ZM80 46V45H79ZM85 49H86V51H87V53L90 55V56H92V57H94V59H96V63H98V64H101V59H100V57L98 56V54L96 53V48L95 47H92V46H89V44L87 43L86 45H85ZM21 52H23V51H21ZM22 54H24V53H22ZM107 56V55H106ZM105 60H108V61H110V63H112V65L113 66H116V67H118L119 69H120V67H125L126 69H130V67H127V65H121L120 63H118V62H116V61H111L110 60V57L109 56H107V57H105ZM114 60V59H113ZM234 70H236V72H235V74H237L236 76L238 77V81H244L245 79L244 78H242V74H241V72H240V70H239V67H235V69ZM134 71V70H133ZM250 72V71H249ZM134 75H137V77H138V74L136 73V72H134ZM235 76H233V78H234ZM236 78V77H235ZM78 79V78H77ZM242 79H244V80H242ZM223 81H224V79H223ZM101 89H99V86L97 85V90H99V91H97V92H99V93H103V91H104V88L103 87H105V85L103 86L102 84H101ZM210 98H213L210 94L209 95H206V97H202V101L203 102H205V104L207 105V106H212V110H214L215 108V105H213L214 103L212 102V101H210ZM155 104H152V106L151 107H153ZM172 108V107H171ZM209 108L210 107H208L207 109H205V111L203 110V112L204 113H201V114H205L206 115V117L209 119V120H211L210 119V117H211V115H209ZM220 109H218V112H222L221 110L219 111ZM154 111H155V108H153V111H152V113H154ZM168 117L167 118H158V117H155V114L153 115L156 119L154 120V122H156L157 124L158 123H161V122H170L169 120L170 119H172V118H174V116H173V112H170V111H168ZM181 115V118H180V121H179V125L177 124H174L172 121V123H168V129H174V128H178V126H179V129L180 128H185L183 131H182V129H181V131H182V133L184 132L185 133V135L186 136H190V137H192V135L194 134V132L196 131V130H198V127L201 129V131H203L204 129H210L211 127L212 128H215V129H218L219 127L218 126H221V123H222V121L221 122H214V121H211L212 122V124L211 125H209L210 127H208V125H206V124H203V120H201V116H200V118H198L197 116L195 117V116H193V117H190V113L188 112V111H186V110H184L183 111V113L182 114H180ZM122 119L121 120H125V119H127V117L126 116H124V117H121ZM129 119V118H128ZM161 121V122H160ZM223 122H225V121H223ZM218 123V124H217ZM146 127V126H145ZM142 128V127H141ZM141 128H139V130H137V133L140 135V138H144L145 139V137H146V133L143 131L144 129H141ZM237 128V127H236ZM245 128V127H244ZM241 129V130H239L238 132L240 133V131H242L241 132V134L243 135H248L247 134V132L245 131V129ZM147 129L150 131H152V128H151V126H149V127H147ZM199 129V130H200ZM245 131V132H244ZM212 135V140L210 141V139L209 140H203V139H199V137L197 136V138H196V140L195 141H193L191 144H188L187 143V145L183 148V151H181V152H178V153H180V154H182V155H180L181 157H180V160L178 161V160H169L168 161V159L167 158H165V157H163V155L161 156L160 155V158L159 157H153V159H151L153 162H156V159H159L160 160V163H162V165L164 166L163 167V169H162V171H160L161 172V174L163 173V174H167V172L168 171H170V168H172V167H168V166H175V168H179V169H181L182 170V174L184 175V176H186V177H189V178H193V180H195V179H198V181H201V182H204L203 181V179L202 178H200L201 176H202V172L204 171V176L205 177H209L210 176V178H213V176L215 175V176H217V177H215L214 179H212L213 180V183H215V181L216 180H220V179H223V180H233L232 178H228L227 176H223L222 175V170L220 169V168H217L218 166L216 165V163H217V161H216V159H217V157L219 156V155H221V153H223V152H229L228 150L231 148L230 146L229 147H226V146H224L222 143H221V139H217L218 137L217 136H213L214 134H211ZM211 137V136H210ZM214 138H216L215 140H217L216 142H218V143H215V140H214ZM154 140L156 139L157 140V142H158V144H157V147L159 148V147H161V146H163V145H167V146H169L170 147V144H173V143H175L174 141H173V139H167V138H165L163 135H161V134H159V133H157V135L153 138ZM191 140H193V139H191ZM37 141V143H40V141H38V140H36ZM44 141H45V139H44ZM250 143H251V146L250 147H248V149L247 148H245L246 149V151H248V152H250V154H252L253 155V153L254 152H257V150H254V149H258V150H260L261 148H262V150L260 151L261 153H260V155H261V160L256 164V169H248L249 171H248V174H254L255 176H259L258 175V173H259V171H264V141H262V142H259V143H257V142H255V136H252V138H251V140H250ZM153 147H154V142H153V145H152ZM151 146V147H152ZM246 151H243V152H245L246 153ZM233 151H232V148H231V153H232ZM160 153V152H159ZM53 155H55L56 153H52ZM161 154V153H160ZM251 155V157H245V161H244V163H243V161H242V163H243V165L242 166H245V163L247 164L248 163V167L250 166V164H249V162L250 161H254L255 160V157L254 156H252ZM56 156V155H55ZM136 158H138V157H136ZM139 158H141V156L139 157ZM154 158H156V159H154ZM232 160H235V159H239V158H236V157H234V158H231ZM136 162H137V159H136ZM157 163V162H156ZM158 164V163H157ZM181 164V165H180ZM183 164H188V166L187 167H185V165H183ZM202 168H207V169H202ZM210 168H212L213 169V172L211 173V175H208L209 173H208V170H211ZM226 169L228 168V174H230L231 173V171H229L230 169V167H228V166H226L225 167ZM173 169V168H172ZM218 169V170H217ZM251 170V171H250ZM218 171V172H217ZM41 173V172H40ZM51 173H52V171H51ZM21 174H26V173H24V171H23V173H21ZM162 174V175H163ZM41 175V174H40ZM42 175H44L45 177H51L50 175H45V174H42ZM22 176V175H21ZM176 176V179H177V181H179L178 180V175H175ZM47 181H52V183H54V184H56V187H58V189L59 190H61L62 192L61 193H63V195H65V197H66V194H71V195H77L79 198H81V196H80V193H79V191H77V188H78V184H76V191H74L75 192V194H72V192H70V191H67V186L69 187V186H71L70 184L69 185H65V184H59L58 182H56L55 180H53V179H48ZM48 182V183H49ZM252 182H254V183H252ZM263 183V181H251V182H249L251 185H249L248 186V189L250 190V193L251 194H254V193H256V184H258V183ZM205 183V182H204ZM65 186V187H64ZM234 186H236V185H234ZM54 188V187H53ZM48 192V191H47ZM49 193H53V191H51V189H50V191H49ZM49 193H46V194H49ZM39 197V196H38ZM38 197H36V198H38ZM68 201H73L74 202V200H72V197H70V195H69V197H68V199H67ZM32 201V200H31ZM34 202V199H33V201H32V203ZM76 202V201H75ZM74 202V203H75ZM77 203V202H76ZM77 205V204H76ZM141 205V204H140ZM142 205H144V204H142ZM146 206V205H145ZM33 207V206H32ZM35 207V206H34ZM140 207H142V206H140ZM153 209H155V213H151V214H149V215H146V216H142V217H137L138 218V220L140 219V218H143L142 220H145V221H148L149 219L148 218H150V217H152L153 215H159V214H161L162 213V211H160V212H158V210H156V208H153ZM151 210V209H150ZM153 211V210H152ZM10 217H11V215H10ZM154 217H156V216H154ZM148 219V220H147ZM158 219V218H157ZM157 219H153V221H156ZM161 219V218H160ZM160 219L158 220V223H160ZM129 223H134V221L133 222H129ZM202 223L204 224V228L206 229V224H207V221L204 219V218H202ZM126 223H124V225H125ZM123 225V224H122ZM105 226V225H104ZM112 226H114L113 224H112ZM106 229V228H105ZM105 229H104V227L102 226V225H100V227L98 228V227H93V232H90V233H87L84 229H83V227H82V224L80 223V221H78V231H79V237H80V241H81V243H83V244H86V245H88V246H90V250H89V252L90 253H94L97 249H99V247H103V246H106V242L107 241H109L110 239H114L115 238V236H120L121 235V231H118V229L117 228H113V230L111 231V235L109 234V235H106L105 236V234H104V231H105ZM104 230V231H103ZM190 238V237H189ZM188 238V239H189ZM188 239H186V241L188 240ZM96 242V243H95ZM201 242V241H200ZM221 245V244H220ZM202 255H205V253H206V251L205 252H203L202 251ZM230 257L233 259V260H235V262H237L238 264H240V262H239V259L235 256V254H232V253H230Z\"/></svg>",
    "mask_w": 264,
    "mask_h": 264
}]
</instances>
